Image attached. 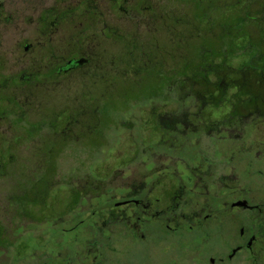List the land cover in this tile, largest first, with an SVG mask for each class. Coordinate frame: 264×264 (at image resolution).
I'll return each mask as SVG.
<instances>
[{"label":"flooded vegetation","instance_id":"flooded-vegetation-1","mask_svg":"<svg viewBox=\"0 0 264 264\" xmlns=\"http://www.w3.org/2000/svg\"><path fill=\"white\" fill-rule=\"evenodd\" d=\"M150 1L74 0L72 5L63 7L65 0H54L53 5L43 9V0L25 2L28 11L39 13L35 45L24 44L22 50L28 54L36 48L37 62L54 67L41 75L22 74L18 82L35 83L39 77V83L47 87L44 94L51 95L56 90L50 86L91 65L96 67L80 89L70 91L81 98L93 97L90 106L74 105L64 112L54 107L50 116L43 115L35 122L19 118L15 124L8 119L10 112L1 114L0 121L6 119V128L0 132V145L5 144L6 148L0 152V160L12 161L11 165L20 161L24 169L32 160L37 168L32 173L37 172L28 189L10 190L4 203L8 226L0 228V241H4L0 244V264H264V202L246 198L245 192H235L224 201L217 200L190 212L189 192L180 183L191 182L196 173H203L196 167H192L196 172L189 171L181 181H175L172 175H157L149 183L140 179L132 188L111 190L107 186L103 200L96 202L87 201L72 187L63 206L47 200L57 188L51 177L57 172L56 162L63 151L84 147L81 141L99 118L110 123L109 114L98 115V100L94 97L109 95L111 79H127L136 85L144 76L162 83L154 97L171 92L173 65L165 64V52L159 48L162 44L173 47V10L167 4L173 0H166L161 6ZM185 2L194 5L198 14L197 58L184 65L187 78L196 75L199 81L201 105L197 115L192 114L193 119L183 123L184 127L197 128L210 141L211 132L221 128L228 136L234 135L235 130L243 134L259 126L264 130V0ZM2 10L0 2V16ZM229 10L231 14L238 13V20L227 30L216 21L227 19ZM143 15L149 26H144L142 33ZM130 17L134 23L126 24ZM218 28L220 34L215 35L213 31ZM204 39L211 40L213 49L205 45ZM238 53L241 64L231 68ZM225 67L234 72H221ZM209 77L214 78L213 84ZM3 81L0 87L5 93L14 86L15 79ZM232 88L236 91L228 100L231 111L221 120L210 119L211 114L205 109L223 104ZM5 95L11 96L7 92ZM5 103L16 105L14 99L13 103ZM156 113L150 112L152 127L160 130V143H171L169 137L180 124L173 122L169 114L163 120ZM20 123L23 126L17 136L13 130ZM35 126L27 135V130ZM231 138L237 140L239 136ZM29 142L35 145L34 149L19 159L15 147ZM253 142L250 145L264 147V136ZM43 143L46 148L37 161L36 151ZM84 150L92 153L87 146ZM212 154L215 158L221 156L220 152ZM228 155L232 160L236 152L231 149ZM36 225L42 226L38 234Z\"/></svg>","mask_w":264,"mask_h":264},{"label":"rangeland","instance_id":"rangeland-1","mask_svg":"<svg viewBox=\"0 0 264 264\" xmlns=\"http://www.w3.org/2000/svg\"><path fill=\"white\" fill-rule=\"evenodd\" d=\"M27 0H0L3 5L2 16H0V84L5 78L15 79L14 86L5 90L11 95L18 107L7 106L5 101L13 103L11 96H6L0 87V117L5 112H10L9 120L15 124L20 118L21 121L35 122L43 115L50 116L54 107L62 112L69 111L74 105L86 106L92 104L93 97H79L71 95V89H80L83 80L90 77L91 70L95 65L69 75L67 78L50 88L56 90V94L45 95L46 86L41 85L39 77L35 83L24 84L18 82L17 78L22 74L32 73L35 75L51 71L54 65L40 64L35 59L39 50L34 48L30 53L25 54L22 50L24 44H33L37 40L36 19L39 11H28L25 7ZM35 1V0H30ZM63 7L72 5L74 0H65ZM186 0H173L167 3L166 0H151L157 4L165 5L173 10V47L162 44L160 51L165 52V64H172V76H181L184 73V62L197 58V47L200 45L198 37V14L193 5H188ZM193 1V0H192ZM236 1V0H232ZM186 4H185V3ZM54 4V0H43L41 9ZM224 13H222V16ZM141 18L140 31L143 33L144 26H149V20ZM228 19V20H227ZM216 24L223 25L229 30L230 24H237L238 13H230ZM133 24V18H128L126 24ZM236 21V22H235ZM136 23V22H135ZM66 25V24H62ZM186 25V26H185ZM64 28V27H63ZM219 35V28L214 30ZM61 35L64 33L61 32ZM205 45L213 49L210 39H204ZM202 45V43H201ZM145 51V50H144ZM146 52V51H145ZM168 52V55L167 54ZM241 53L238 58L230 63L231 68H237L241 64ZM101 66H99L100 68ZM183 68V69H182ZM221 72H234L230 68ZM211 84L213 77H209ZM210 82H208L210 84ZM229 82V81H228ZM9 83V87H11ZM111 90L107 96L94 97L98 100L96 108L98 115H108L110 123L103 122L101 118L95 122L91 133L81 141L84 147L92 151L91 154L79 147L75 150L65 149L57 160V172L51 177L56 189H53L48 196L49 202H56L63 206L69 200V189L72 187L76 193L81 194L87 201L96 202L103 200V194L107 186L111 190L120 187H134L139 180L149 183L155 176L172 175L175 181H181L189 174L192 167L203 171L196 173L193 180L183 182L185 191L189 192L188 209L190 212L199 211L202 206H211L217 200L224 201L227 196L235 192L247 194L246 198L253 201L264 202V147L252 144L255 138L264 136V130L247 129L245 133L227 135L221 128L214 130L209 140L207 135L201 134L197 128L186 126L183 123L192 120V114H196L201 105V99L197 92L189 91L180 84H173L171 92H165L154 97V92L162 88L161 81H151L142 77L136 85L132 81L110 80ZM188 85L191 83L188 81ZM179 86V87H178ZM211 88V87H210ZM43 91V92H42ZM216 95L215 93H213ZM75 100V101H74ZM191 103H188L189 101ZM88 101V102H87ZM8 110V111H7ZM151 110L157 111L160 118L165 120L166 114L171 116L173 122L179 123L170 135L171 143H160V130L152 127L150 122ZM197 115V114H196ZM22 116V118H21ZM187 125V124H186ZM23 123L14 126V134H21ZM38 126V125H37ZM31 127L27 135H30L36 128ZM6 128V119L0 121V132ZM258 131V132H257ZM104 132V134H103ZM5 135V134H3ZM239 136L237 140L231 137ZM103 137V138H102ZM261 140V139H258ZM257 140V141H258ZM254 143V142H253ZM35 145L19 143L14 150L18 158H24L34 149ZM5 144L0 145V152H4ZM46 144L37 148V161L43 156ZM236 152V156L230 160L229 150ZM237 150V151H236ZM220 152L221 156L215 158L213 152ZM74 153V154H71ZM89 152V151H88ZM35 156V155H34ZM36 160V159H35ZM17 162V161H16ZM15 162V163H16ZM35 161L29 160L28 168L23 167L20 161L11 165L12 161L0 160V228L8 225L6 221L5 201L9 191L14 189H28L31 186ZM10 163V164H9ZM8 164V165H7ZM193 171V170H192ZM196 172V171H193ZM21 174V175H20ZM142 175V176H141ZM39 176V175H38ZM13 188V189H12ZM209 204V205H208ZM38 216L37 213L34 214ZM35 234L41 232V225H36ZM10 233H15L9 230ZM1 240L0 244L3 245ZM240 264V263H236Z\"/></svg>","mask_w":264,"mask_h":264},{"label":"clouds","instance_id":"clouds-1","mask_svg":"<svg viewBox=\"0 0 264 264\" xmlns=\"http://www.w3.org/2000/svg\"><path fill=\"white\" fill-rule=\"evenodd\" d=\"M235 91H236L235 88H232L228 91L227 96L225 97V101L223 104H221L219 106H215V107L212 105H208V107L205 109V111L211 114L210 119L221 120L228 115V113L231 111V106H230L228 100ZM191 102L192 101L190 100L188 103H191Z\"/></svg>","mask_w":264,"mask_h":264},{"label":"trees","instance_id":"trees-1","mask_svg":"<svg viewBox=\"0 0 264 264\" xmlns=\"http://www.w3.org/2000/svg\"><path fill=\"white\" fill-rule=\"evenodd\" d=\"M183 66L185 67V65L183 64ZM183 69V68H182ZM191 69H192V67H191ZM187 70H186V67L184 68V73H182V75L181 76H174V79H173V81H172V83L175 85V87H176V84H180L182 87H186L187 86V88L186 89H193V87H198V83H199V81H198V79H196L197 77H196V75H192V77H190V79L189 78H187ZM190 72H192V71H190ZM195 72H197V70L195 69ZM194 72V73H195ZM193 73V72H192ZM196 74V73H195ZM189 79V80H188ZM188 81L191 83V85H188ZM179 87V86H178ZM196 97H199V96H196Z\"/></svg>","mask_w":264,"mask_h":264}]
</instances>
